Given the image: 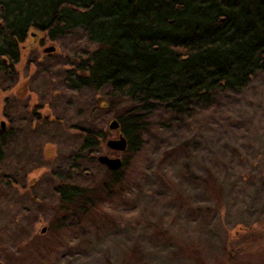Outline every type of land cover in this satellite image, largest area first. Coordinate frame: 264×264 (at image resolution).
<instances>
[{
	"label": "rangeland",
	"instance_id": "374dc122",
	"mask_svg": "<svg viewBox=\"0 0 264 264\" xmlns=\"http://www.w3.org/2000/svg\"><path fill=\"white\" fill-rule=\"evenodd\" d=\"M32 35L17 72L0 80V264H264V71L195 101L188 115L139 109L109 86H65L95 48L84 29ZM132 110L143 146L114 151L107 142L120 132L110 124ZM84 129L100 136L93 150ZM100 156L127 163L119 193L72 226L54 188L62 178L97 185L109 170Z\"/></svg>",
	"mask_w": 264,
	"mask_h": 264
},
{
	"label": "trees",
	"instance_id": "16d2710c",
	"mask_svg": "<svg viewBox=\"0 0 264 264\" xmlns=\"http://www.w3.org/2000/svg\"><path fill=\"white\" fill-rule=\"evenodd\" d=\"M79 28L95 48L66 71L65 86H109L111 95H129L139 109L159 103L188 115L195 101L243 89L264 71V0H0V80L17 72L25 43L37 39L32 32L56 40ZM48 119L33 115L38 123ZM142 119L135 110L118 119L128 153L143 146ZM82 132L84 149L93 150L100 136ZM7 134L0 131V162ZM122 168L109 169L97 185L62 178L54 188L62 218L79 226L92 216L119 193Z\"/></svg>",
	"mask_w": 264,
	"mask_h": 264
},
{
	"label": "water",
	"instance_id": "95a60500",
	"mask_svg": "<svg viewBox=\"0 0 264 264\" xmlns=\"http://www.w3.org/2000/svg\"><path fill=\"white\" fill-rule=\"evenodd\" d=\"M45 51L46 52L54 51V47L47 48ZM0 127L2 130H6V123L1 122ZM110 128L113 130H119L120 122L118 120L115 121L113 120L110 124ZM127 141L128 140L126 139V137L123 134H120L119 139H117L116 141L110 140L109 142H107V145L109 148H111L114 151L125 152L127 151L128 148ZM98 160L102 165L107 166V168L110 170H118L123 166V161L120 158H110L108 156H100ZM42 232H46V229H43Z\"/></svg>",
	"mask_w": 264,
	"mask_h": 264
},
{
	"label": "flooded vegetation",
	"instance_id": "af4514ba",
	"mask_svg": "<svg viewBox=\"0 0 264 264\" xmlns=\"http://www.w3.org/2000/svg\"><path fill=\"white\" fill-rule=\"evenodd\" d=\"M2 129H1V127H0V131H1ZM2 131H8V129L6 128V130H2Z\"/></svg>",
	"mask_w": 264,
	"mask_h": 264
}]
</instances>
